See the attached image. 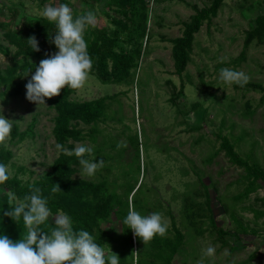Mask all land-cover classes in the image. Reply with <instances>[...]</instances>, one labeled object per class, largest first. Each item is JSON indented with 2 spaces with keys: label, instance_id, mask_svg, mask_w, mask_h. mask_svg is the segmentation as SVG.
I'll return each instance as SVG.
<instances>
[{
  "label": "rangeland",
  "instance_id": "obj_1",
  "mask_svg": "<svg viewBox=\"0 0 264 264\" xmlns=\"http://www.w3.org/2000/svg\"><path fill=\"white\" fill-rule=\"evenodd\" d=\"M64 1L0 0L1 67L10 66L17 51L7 41L5 30H22L23 18H44L42 10L46 5L58 6ZM113 2L88 0L84 4L70 0L69 5L75 15L86 10L95 12L96 25L87 29L90 34L97 29H115L111 19L119 16ZM146 3L147 37L142 41L143 55L134 78L112 85L103 84L90 74L85 85L75 89L72 96L81 102L112 98L107 102L106 121L98 126L94 136L92 128L82 126L85 139L75 143V147L82 143L92 147L91 159L103 148L111 173L98 170L94 177L82 178L79 174L77 178L114 180L123 175L129 164L135 173L137 150L132 139L138 134L142 163L147 167L145 180L155 189L151 202L165 208L161 214L168 229L172 222L167 212L172 209L186 237L173 264H264V217L256 216V212H264V182H259L256 193L240 200L238 196L248 185L247 173L222 150L225 137L239 156L264 169V38L255 40L242 57L247 34L256 28L257 18L264 15V0H226L218 16L206 22L196 35L192 59L182 78L176 75L171 41L183 36L185 24L196 15L195 8L210 7L211 0ZM14 13L20 15L16 20L11 19ZM40 61L31 58L32 67L20 71L0 91V109L17 127L16 138L10 135L6 142V148L14 153L8 171L25 184L50 173L60 155L53 134L56 112L47 103L38 105L26 98L25 85ZM224 67L246 73L250 88L224 84L219 78ZM182 85L184 94L174 102ZM119 143L128 146L127 154L116 151ZM189 196L199 204L196 229L185 211ZM213 216L217 226L228 232L224 241L213 228ZM239 222L249 230L248 235L241 231ZM105 226L121 231L117 223ZM209 246L215 248L211 257L206 254ZM137 254L135 246V261Z\"/></svg>",
  "mask_w": 264,
  "mask_h": 264
},
{
  "label": "trees",
  "instance_id": "obj_2",
  "mask_svg": "<svg viewBox=\"0 0 264 264\" xmlns=\"http://www.w3.org/2000/svg\"><path fill=\"white\" fill-rule=\"evenodd\" d=\"M81 1L85 4L88 0ZM225 1L211 0L210 7L203 10L195 8L196 15L191 18V22L185 24L183 36L171 41L176 75L180 78L184 76L191 62L196 35L206 22H211L218 16ZM64 3L69 4L70 0H65ZM113 5L116 6L115 13L119 16L117 19H111L115 29L111 32L106 29H97L90 34L86 30L85 39L93 60L90 74L96 76L103 84L117 85L134 78L133 73L142 59V41L147 37L149 7L146 0H114ZM17 13H14L11 19L19 18L20 15ZM23 19L24 29L17 32L4 29L7 41L16 47L17 51L10 66L4 68L0 66V91L8 86L20 71L32 67L31 58L42 60L58 51L56 46L50 43L55 35L54 24H51L46 18L25 17ZM33 35L39 42L40 51L31 50L26 41ZM260 38H264V15L257 18L256 28L247 34L242 57L246 56L245 52L253 42ZM130 46L132 47L130 48ZM5 52L9 55V50ZM250 85L246 84L243 88H250ZM184 91L185 86L182 85L173 101L176 102L184 94ZM74 93L75 89L65 86L56 97L45 98L49 107L56 112L53 121L55 140L68 149H74L75 143L85 139L82 126L92 128L91 134L94 136L98 126L106 121L107 102L112 99L105 97L96 101L81 102L72 98ZM11 135L16 138L17 127L12 128ZM132 144L137 150L135 173L129 164L126 166L127 168L123 169V175L114 180L106 177L95 182L77 178L81 169L79 158L63 153H60L54 162L52 171L32 184H25L17 176L11 177L10 175L6 184L0 186V190H3V193L0 194V232L7 234L15 242L26 231L22 220L17 223L12 217L5 216L4 212L10 210V206H14L16 203L25 202L26 197L30 194L29 185L34 184L40 187L42 195L48 198L53 216L60 212L69 214L73 219L75 230L85 229L92 233L96 242L106 252L112 250L119 255L120 264H173L180 250L185 246L186 237L178 227L172 209H168L167 212L172 222V228L167 230L165 236H156L146 245L124 223L130 205L142 215H150L154 211L160 213L165 211L163 205L151 202L150 197L155 193V189L151 188L145 180L147 167L142 163V144L138 134L134 136V140L132 139ZM119 145L124 146L118 147L116 144V151L120 150L122 154H127L128 146L121 143ZM222 150L226 152L230 160L246 171L248 185L238 198L240 200L249 198L259 190V182H264V169L258 164L252 165L250 160L239 156L235 146L225 137ZM96 152L97 162L99 159H103L105 162L99 171L106 174L111 173V168L107 166L109 157L105 156L103 148ZM13 158V151L6 147L0 148V162L9 166ZM55 184L59 185L61 191H52ZM186 200L187 217L192 227L196 229L199 204H196L191 196ZM209 203L210 196L208 194V205ZM256 216L257 218L264 217V212H256ZM212 221L213 228L219 232L221 241H224L228 232L217 226L214 216ZM115 223L120 225V232L113 227L105 226ZM239 224L241 231L248 235L249 230L240 222ZM54 226L53 219L49 218L46 224L41 227L48 231ZM135 246H138L136 261Z\"/></svg>",
  "mask_w": 264,
  "mask_h": 264
},
{
  "label": "clouds",
  "instance_id": "obj_3",
  "mask_svg": "<svg viewBox=\"0 0 264 264\" xmlns=\"http://www.w3.org/2000/svg\"><path fill=\"white\" fill-rule=\"evenodd\" d=\"M42 12L43 17L55 26V35L50 43L58 51L35 66L34 74L25 85L26 98L38 105H46L45 98L59 95L65 86L80 89L85 85L93 67L85 32L96 25L93 10L75 15L67 3L46 5ZM26 41L31 50L40 51L39 42L34 35ZM219 78L224 84H238L241 87L249 82L246 73L229 67L220 69ZM12 128L13 120L7 118L0 109V148L6 147ZM121 146L124 145L118 144V147ZM55 148L60 153L79 158V173L82 178L84 175L94 177L104 166L103 159L97 162L96 159L89 158L94 150L87 144L82 143L74 149H68L57 143ZM9 179L8 166L0 162V186H4ZM29 189L30 194L25 202L16 203L4 212L5 216L12 217L17 223L22 220L26 231L15 242L7 234L0 232V264H120L119 255L112 251L106 252L92 233L85 229L75 230L73 219L67 213L60 212L52 217L55 226L45 231L41 226L52 216L48 198L34 184L29 185ZM52 191L61 189L55 184ZM124 223L145 245L156 236H165L168 230V224L160 212L142 215L131 205ZM214 253L215 248L209 246L206 254L211 257Z\"/></svg>",
  "mask_w": 264,
  "mask_h": 264
}]
</instances>
